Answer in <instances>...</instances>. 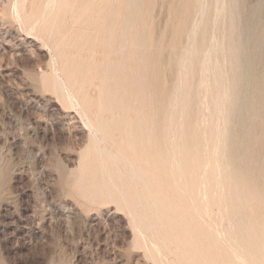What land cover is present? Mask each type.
Wrapping results in <instances>:
<instances>
[{
    "label": "rangeland",
    "instance_id": "rangeland-1",
    "mask_svg": "<svg viewBox=\"0 0 264 264\" xmlns=\"http://www.w3.org/2000/svg\"><path fill=\"white\" fill-rule=\"evenodd\" d=\"M118 1L119 53L113 55L105 30L76 40L67 56L96 69L98 78L88 85L95 97L103 70L116 62V84L109 81L106 91L118 93L120 120L134 121L154 166H166L155 172L170 201H180L173 157L181 149L182 173L191 179L213 173L232 196L231 207L245 212L249 260L264 264V0L229 4L217 28L215 0H204L203 18L197 8L203 0ZM7 6L9 0H0V264H154L118 202L87 200L77 191L73 173L89 146L88 129L50 84L49 49L9 18ZM213 35L218 67L209 70L205 53ZM146 238L155 240L154 233L147 230ZM175 247L169 243L158 256L172 260ZM207 257L240 264L220 242L207 244L197 261Z\"/></svg>",
    "mask_w": 264,
    "mask_h": 264
},
{
    "label": "bare ground",
    "instance_id": "bare-ground-1",
    "mask_svg": "<svg viewBox=\"0 0 264 264\" xmlns=\"http://www.w3.org/2000/svg\"><path fill=\"white\" fill-rule=\"evenodd\" d=\"M235 1L237 0H215L216 28L229 4L233 8L232 3ZM7 8V15L20 25L23 32L36 37L49 49L52 57L50 84L59 90L61 98L63 97L67 104L76 109L88 129L89 146L85 151L82 166L73 173L77 191L87 200L118 202L130 216L136 238L145 247L154 264H213L208 257L204 263H199L197 256L207 244L217 242L223 245L230 258L240 261V264H258L249 260L250 237L243 227L245 220L242 221L245 212L243 213L238 207L237 209L231 207L232 196L226 186L213 177V173L203 172L199 179L197 176L189 178L188 172L186 175L182 173L187 155L181 149L177 150L174 157L172 155L173 171H178L181 183L177 188L178 199L186 203L188 212L182 211L180 201L177 203L178 206L170 201L162 183V176L158 174L159 170H166V166L164 164L161 167L154 166L147 146L138 138L134 121L130 118L125 119L126 117L125 120H120L121 115L119 117L117 112L118 93L106 91L109 81L116 84L115 72L118 70L116 62L103 70V84L101 89L98 87L100 91L95 97L88 85L93 84L91 81L98 78L96 69L91 67L86 69L87 65L84 62L75 65L67 56V50L72 44L77 41L82 44L81 41L86 36L97 35L105 30L110 31L113 55L119 53L113 28L120 17L119 1L93 0L91 4L81 6V0H9ZM197 8L198 10L200 8L201 14L198 15L201 17H199L203 18L207 1L203 0ZM198 19L197 21L200 20ZM88 22H92L95 26L94 32L87 28ZM200 22L194 26L195 28L193 27L194 37ZM195 23L193 22V25ZM210 42L205 53V62L209 70H212L213 66L218 67L214 65L217 62L215 60L214 63V58L220 49V44L214 35ZM127 50H133L131 43ZM184 57L185 60L191 59L190 55L187 59L186 55ZM183 64L188 63L183 61ZM182 68L181 70L184 69ZM243 92L246 90L244 89ZM227 133L230 134L229 130ZM174 205L177 207L173 208ZM173 210L176 213L174 216L171 214ZM148 212L153 214L156 222L151 221ZM147 230L154 233L155 240H147ZM169 243L175 244V254L174 257L170 254L172 260H164L158 255L163 249L168 248Z\"/></svg>",
    "mask_w": 264,
    "mask_h": 264
}]
</instances>
